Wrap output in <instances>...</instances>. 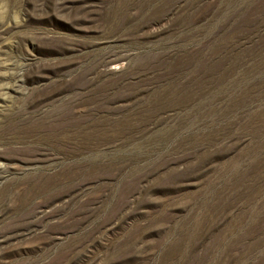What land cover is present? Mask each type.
<instances>
[{
  "label": "rangeland",
  "instance_id": "1",
  "mask_svg": "<svg viewBox=\"0 0 264 264\" xmlns=\"http://www.w3.org/2000/svg\"><path fill=\"white\" fill-rule=\"evenodd\" d=\"M0 264H264V0H0Z\"/></svg>",
  "mask_w": 264,
  "mask_h": 264
},
{
  "label": "bare ground",
  "instance_id": "2",
  "mask_svg": "<svg viewBox=\"0 0 264 264\" xmlns=\"http://www.w3.org/2000/svg\"><path fill=\"white\" fill-rule=\"evenodd\" d=\"M104 60V59H103ZM109 61H110V59H109ZM112 61V60H111Z\"/></svg>",
  "mask_w": 264,
  "mask_h": 264
}]
</instances>
